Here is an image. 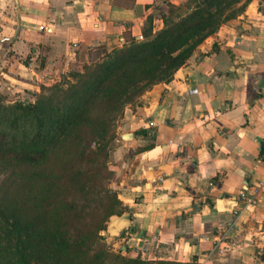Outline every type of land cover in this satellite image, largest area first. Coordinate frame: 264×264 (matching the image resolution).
Here are the masks:
<instances>
[{
	"label": "crops",
	"instance_id": "0c3cea01",
	"mask_svg": "<svg viewBox=\"0 0 264 264\" xmlns=\"http://www.w3.org/2000/svg\"><path fill=\"white\" fill-rule=\"evenodd\" d=\"M189 2L0 0V11L18 12L15 42L28 49L39 24L54 28L45 38L109 49L161 30ZM237 4L124 122L128 185L105 231L150 264H264V183L251 203L239 196L264 182V0Z\"/></svg>",
	"mask_w": 264,
	"mask_h": 264
},
{
	"label": "trees",
	"instance_id": "16d2710c",
	"mask_svg": "<svg viewBox=\"0 0 264 264\" xmlns=\"http://www.w3.org/2000/svg\"><path fill=\"white\" fill-rule=\"evenodd\" d=\"M239 1L190 0L186 7L171 6L161 30L147 28L145 39L132 38L103 61L102 70L77 94L78 103L59 111L66 121L53 127L39 118L36 130L22 139L0 132L5 169L0 176V264L149 263L127 259L104 241L102 231L122 202L116 190L107 189L111 200L91 208L89 193L103 167L96 163L99 147L93 146L127 105L168 81L206 36L236 13L232 6ZM10 122L9 130L21 126L17 118Z\"/></svg>",
	"mask_w": 264,
	"mask_h": 264
},
{
	"label": "rangeland",
	"instance_id": "374dc122",
	"mask_svg": "<svg viewBox=\"0 0 264 264\" xmlns=\"http://www.w3.org/2000/svg\"><path fill=\"white\" fill-rule=\"evenodd\" d=\"M233 8L237 13L241 9L237 3ZM9 11V14L8 11H0V132L8 130L7 136L17 133L15 135L22 139V134L36 130L39 118H43L45 123L49 121L53 127L66 121L68 117H59V111L64 108L68 111V106L78 103L75 101L77 94L83 92L87 84L93 81L95 75L102 70L104 62L112 59L118 48L103 49L80 43L69 46L55 37L45 38V35H50L47 32L54 31V28L44 29L41 25H49L39 24L34 34L38 35V39L34 41L36 48L28 49L25 43L15 42L20 34V25L15 24L21 18L17 15L18 12L10 8ZM29 36L30 34L26 35L30 39ZM142 95L116 115V119L109 124V132L99 135L96 146H93L95 150L99 147L96 163L103 164V167L100 172L102 178L89 193L91 208L95 206L100 209L111 200L110 193H106L107 189L116 190L118 195L119 188L128 185L124 179L127 177L124 176L125 170L128 172L127 154L120 140L128 138L124 136L126 133L123 134L124 122L132 123L138 119L137 106L145 103ZM98 102H94L93 106L98 105ZM14 118L21 122V126L16 130H9L10 121ZM4 170L0 165V176ZM120 209L119 206L118 210ZM102 234L112 251L127 259L135 257L132 252L123 251L120 243L115 245L113 238L105 230ZM118 261V264L124 263V260ZM108 262L115 264L112 259Z\"/></svg>",
	"mask_w": 264,
	"mask_h": 264
},
{
	"label": "built area",
	"instance_id": "2783aa9c",
	"mask_svg": "<svg viewBox=\"0 0 264 264\" xmlns=\"http://www.w3.org/2000/svg\"><path fill=\"white\" fill-rule=\"evenodd\" d=\"M49 26L46 27V26L41 25V28L52 29L53 26H50V27ZM263 183H264L263 181H260L259 184L257 185L245 186L239 193L241 200L245 201L246 204L251 203L253 198H255L256 195L260 192ZM250 189L252 190V193H249Z\"/></svg>",
	"mask_w": 264,
	"mask_h": 264
},
{
	"label": "water",
	"instance_id": "95a60500",
	"mask_svg": "<svg viewBox=\"0 0 264 264\" xmlns=\"http://www.w3.org/2000/svg\"><path fill=\"white\" fill-rule=\"evenodd\" d=\"M124 136H127V137H128V136H129V134H125Z\"/></svg>",
	"mask_w": 264,
	"mask_h": 264
}]
</instances>
